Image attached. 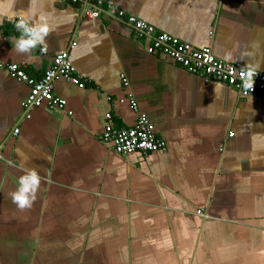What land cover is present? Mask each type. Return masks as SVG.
I'll use <instances>...</instances> for the list:
<instances>
[{
	"label": "crops",
	"instance_id": "1",
	"mask_svg": "<svg viewBox=\"0 0 264 264\" xmlns=\"http://www.w3.org/2000/svg\"><path fill=\"white\" fill-rule=\"evenodd\" d=\"M113 1L157 31L264 72V0ZM31 7L53 29L27 54L12 51L19 33L0 16V264H264V96L242 97L148 53L151 40L104 7L95 20L61 0ZM28 8L15 0V12ZM65 49L86 85L58 78L64 111L27 109L31 87L4 64L40 79ZM130 97L164 149L121 156L102 140L108 123L136 124ZM21 165L41 176L23 209L8 195Z\"/></svg>",
	"mask_w": 264,
	"mask_h": 264
},
{
	"label": "built area",
	"instance_id": "2",
	"mask_svg": "<svg viewBox=\"0 0 264 264\" xmlns=\"http://www.w3.org/2000/svg\"><path fill=\"white\" fill-rule=\"evenodd\" d=\"M61 1L68 4L85 5L84 12L92 20L100 16V10L104 7L105 11L128 23L139 38L151 40L147 47L148 53L165 55L188 72L202 76L207 82L219 81L234 88L242 97L264 96V72L223 61L214 54L211 47L198 48L170 33L157 31L156 27L149 22L117 8L113 0ZM75 45L76 42L73 43V46ZM45 50L43 48V51ZM70 51V49H65L57 52L52 66L40 79L30 77L16 63L4 64L12 77L27 82L31 87L25 100L27 109L47 104L49 109L58 108L64 111L66 100L54 93V82L58 78L62 77L80 87L86 85L87 80L76 74ZM123 81L125 85H128L125 79ZM130 100L132 108L138 112L136 124L130 128H119L113 123H108L102 140L121 156L134 152L149 153L164 149L166 143L156 134L154 124L147 115L139 113L138 104L134 98L130 97ZM107 117L112 120V114H108ZM18 132L19 128H15L14 134L17 135Z\"/></svg>",
	"mask_w": 264,
	"mask_h": 264
},
{
	"label": "clouds",
	"instance_id": "3",
	"mask_svg": "<svg viewBox=\"0 0 264 264\" xmlns=\"http://www.w3.org/2000/svg\"><path fill=\"white\" fill-rule=\"evenodd\" d=\"M32 2L33 0H29V8L20 14L14 11L15 0H0V16H10L19 33L13 43L12 51L27 54L37 47H43L47 35L53 29V23L48 15L33 10ZM18 167L21 174L16 179L15 189L8 195L17 207L23 209L30 207L36 199L41 176L34 168H25L22 165Z\"/></svg>",
	"mask_w": 264,
	"mask_h": 264
}]
</instances>
